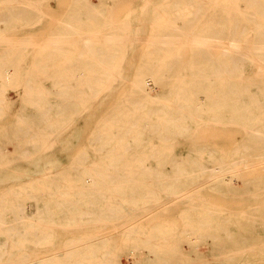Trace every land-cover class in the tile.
Masks as SVG:
<instances>
[{"label": "bare ground", "instance_id": "obj_1", "mask_svg": "<svg viewBox=\"0 0 264 264\" xmlns=\"http://www.w3.org/2000/svg\"><path fill=\"white\" fill-rule=\"evenodd\" d=\"M71 1L84 33L36 52L0 37V264H123L130 244L157 249L165 231L197 254L171 261L202 264L208 237L222 251L224 237H264V166L228 175L264 162V0H158L116 25L106 0ZM48 4L0 0V31L37 24ZM155 11L170 15L166 26ZM152 27L165 32L145 35ZM232 200L246 207L225 208ZM163 203L180 207L183 225L164 215L134 238L126 223ZM108 226L119 244L92 232Z\"/></svg>", "mask_w": 264, "mask_h": 264}, {"label": "rangeland", "instance_id": "obj_2", "mask_svg": "<svg viewBox=\"0 0 264 264\" xmlns=\"http://www.w3.org/2000/svg\"><path fill=\"white\" fill-rule=\"evenodd\" d=\"M93 1L94 3H97L96 0H93ZM135 1L136 2L122 1L119 3H114V0H106V3L109 7L104 11L108 15L107 17L111 19V23L116 25L118 21H121L124 17H126L130 13H132L133 15L139 16L143 9L147 8L148 10H150V8L146 4L150 2H155L158 0H144V1L135 0ZM71 10H75V11L78 10L72 7L71 0H49L48 6L42 8L41 15L43 17H41L39 22H35L37 24L24 23L27 20L26 18H23L25 21L22 19L23 20L22 22L18 23L16 26H13L11 29L8 27L5 28V26L2 27L1 29L2 31H0V37L19 44V45L16 44V46L20 47V49L22 50H30V51L36 52L40 50V47L44 48L46 46L45 43H47L49 40L53 38H60L64 36L75 35L77 33H84L83 28L74 27L76 25L75 20L68 18V15L70 14ZM158 13H161L158 15V18L161 19V22H163L164 26H166L167 21L170 16L169 14H165L160 11H155L150 15V18L152 19L155 16V14H158ZM203 24H206V23H203ZM5 30L7 31L5 32ZM108 32L115 33L116 30L114 29V27H112L108 30ZM164 32H165V29L163 27L161 29H156L152 27L146 30L145 35L164 33ZM204 35H206V33ZM209 35H212V34H209ZM146 41L147 40H145V42ZM145 42H143L144 44L138 45L135 48V50L137 51L135 53V58H137L140 55V51H143L146 48ZM23 55L27 56L26 53L25 54L21 53L19 54L18 58L22 60ZM19 63H21V65H28V63L26 62H19ZM137 64L138 62L136 60L133 61V59L132 61H127V62L122 63V65H125V66L127 65L135 66ZM131 72L132 71L129 70V74ZM250 75L253 76L252 72L250 73ZM53 80L55 79L52 78V79L47 80L48 88L52 87L51 81ZM147 86L150 90L153 89L155 86L154 81L152 79H149V81L147 82ZM15 91L16 90L12 88L9 93L13 99L16 98ZM81 131L83 132L82 129ZM206 132H207L208 137H211L214 135L213 133L209 131H206ZM52 158H55L57 160H65L67 159V154L61 151H56L55 154L52 155ZM251 164H247V166L249 167H245L243 165L234 167V169L230 170V173L228 175L229 176L232 175V172L233 171L235 172V170H236V173L237 172L243 173L244 174L243 177H245L247 175L246 173L248 172H250L248 173V175H251L253 177L260 175L262 173L261 168L262 166H264V162L261 161L260 157L258 159H255L253 163ZM205 175L208 176V174H205ZM219 199H223V198H219ZM221 201L225 202V200H221ZM226 202L228 203L226 204L225 208L232 209L234 205H235L234 207H239L241 209H244L246 207V205L240 201L232 200V201H226ZM259 202H262V199H260ZM169 208L171 210V212H169L170 213L169 215H167L168 213L160 214V211H163ZM179 211H180V207L177 205L164 204V203L158 206L151 205L150 208L146 212L142 213L141 216H139L138 218H133L131 221H129L126 224H129V226L136 228V230L133 233V237L136 238V237H139L140 234H142L140 229H138L139 225L140 226L144 225L147 227L151 226L155 223V219H157L158 217L164 216V215L168 217L167 218L168 222L173 221L175 225L177 226L183 225L184 221L180 217ZM92 232L95 235H101V236L107 235L108 236L113 231H112V226H108V227H104L103 229L94 230ZM112 236L116 240L115 244H117L122 239V236L119 234L116 235V233H114ZM179 238L180 237L178 233L174 234L170 231H165L163 233H160L158 237H154L156 242L159 244L157 249L139 248L134 243L130 244L128 248L126 249V251L121 254L120 256L121 261L123 262V264H132L136 258L146 259L150 257L152 258L151 260L153 264H158L159 262H163V264H183L184 262L188 260L187 257H190L192 261L196 260L197 254L196 252L193 251V248L191 246H188L186 241L184 242L179 241ZM224 238L230 243V245H227L226 244L227 242H225L226 245L224 246L223 251L220 248L215 247L216 242H214V239L212 237L207 238L206 244L200 245L199 250L201 252L203 251L202 254L204 257L203 261H201L203 262L202 264H264V252H261L260 249L253 247L255 245L254 243L264 240L263 239L264 237H262L261 235H258V233H255L252 235V237H250L251 238L249 242L250 244L240 243L239 245H236V244L232 245L231 242L233 240V237L229 236V237H224ZM177 241L179 242L177 243ZM176 243L178 245H176ZM243 249L250 250L249 253H247L248 257H244V255H241V256L235 255L237 251L243 250ZM161 251H164L166 258H167L166 259L167 262L163 260V257L161 258L163 254V252ZM181 252L185 254V257H184L185 261L183 263L180 261L177 263L176 261L175 262L171 261L168 258V256H171L175 253L181 254Z\"/></svg>", "mask_w": 264, "mask_h": 264}]
</instances>
